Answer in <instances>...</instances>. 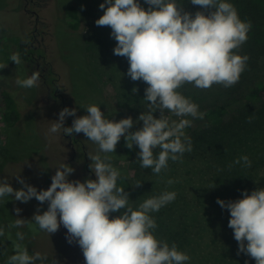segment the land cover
Masks as SVG:
<instances>
[{
    "label": "clouds",
    "instance_id": "obj_1",
    "mask_svg": "<svg viewBox=\"0 0 264 264\" xmlns=\"http://www.w3.org/2000/svg\"><path fill=\"white\" fill-rule=\"evenodd\" d=\"M104 0L99 5L103 15L95 21L97 26L111 28L110 36L116 41L113 54L125 57L129 68L126 75L131 81L147 84L144 100L147 110L134 121L132 117L118 122L105 117L99 105L89 104L87 114L76 115L75 108L65 107L59 112L49 131L64 135L83 133L87 140L98 146L95 154L88 153L89 168L95 179L70 181L74 169L61 164L51 177L46 190H37L21 176H16L20 189H14L8 178H0V200L11 197L27 203L33 198L46 211L37 208L32 220L40 231L55 234L61 225L67 230L66 240L76 243L82 250L85 264H185L190 257L178 251L173 243L158 240L157 228L150 215L158 212L176 198V192L165 191L159 196L145 199L137 209L130 205L125 188L118 187L120 171L109 161L107 154L115 153L121 137L126 147L139 148L137 160L144 169L160 174L167 169L168 161H181L185 152L192 151V141L186 134L193 120H202L206 115L199 106L182 95L180 89L186 83L199 89H209L214 84L230 88L239 82L246 70L249 57L236 52L248 39L251 22L240 19L233 4L227 0H190L201 11L193 15L184 9L178 0ZM25 44L28 40H23ZM10 60L21 64L19 53ZM39 71L25 78H17L16 84L25 89L39 87ZM132 91H137L133 88ZM159 110V118L154 113ZM170 113L180 119L170 120ZM66 117H75L70 127H64ZM186 117H191L188 119ZM143 122L136 131H130L134 123ZM251 122V118H249ZM159 149L154 155V150ZM101 153L105 155H101ZM251 167L247 156L235 161ZM174 181L169 180L168 184ZM142 183L135 186L140 187ZM243 198L216 203L230 213L228 227L233 230L238 242L237 255L253 258L256 264H264V188H257ZM121 215L110 218L111 213ZM21 209L16 208L19 215ZM24 219H16L10 228L22 227ZM5 233L0 229V236ZM17 241L24 235L16 233ZM15 254L6 264H45L46 255L37 252L30 255L20 242L14 243ZM52 264H57L56 260Z\"/></svg>",
    "mask_w": 264,
    "mask_h": 264
},
{
    "label": "rangeland",
    "instance_id": "obj_2",
    "mask_svg": "<svg viewBox=\"0 0 264 264\" xmlns=\"http://www.w3.org/2000/svg\"><path fill=\"white\" fill-rule=\"evenodd\" d=\"M26 0H0V41L6 35L27 36L34 29L35 16L24 11ZM104 0H41L35 1L34 5L26 8L37 13L39 22L35 26L38 31L49 30V34L39 47L41 57L38 59L40 65L50 70L55 81V86L61 88L63 106L59 103L48 101L47 83L43 84L40 78L39 87L25 89L16 84L17 78L29 77L34 69L32 66L21 63L18 68L16 64L0 68V86L9 90L17 103L18 109L23 116L20 125L16 129H6L0 120V178H8L14 189H20L16 176H21L28 184L35 186L37 190H46L51 185V177L55 174L56 168L61 164H68L74 169L68 179L84 181L88 178L95 179L89 165L91 160L88 153L95 154L98 146L87 140L83 133L71 135L69 140L63 132L51 133V125L58 121L61 108H75L77 116L87 114L85 108L89 104L99 105L106 118L119 121L120 119L132 117L137 121L138 116L147 110V102L144 100V82L135 83L126 75L129 68L125 57L113 54L116 41L111 38V28L97 26L95 21L103 15L99 5ZM141 5L146 6L143 0ZM42 5H41V4ZM38 4H40L38 6ZM68 5L78 9L79 26L71 31L64 23H61L63 10ZM63 25L64 30L58 26ZM68 32V33H67ZM68 34V36L65 35ZM53 34V35H52ZM37 39L39 35L36 36ZM38 57V54H36ZM42 77V76H41ZM52 88L53 85H48ZM136 88L137 91H132ZM213 100V102H211ZM227 102L224 96L209 99L207 102H194L202 107L212 106ZM167 114V113H166ZM159 110L154 116L159 118ZM170 120L180 118L167 114ZM75 118V117H74ZM187 118V117H186ZM189 118V117H188ZM72 122L69 124L71 126ZM143 125V122L134 123V127ZM34 130L32 132V130ZM72 148L74 149V155ZM159 149L154 150V155ZM101 155H105L101 153ZM111 157L109 161L120 173H128L132 178L133 187L129 192L131 207L135 210L145 199L159 196L165 191L176 192L178 203L173 204L174 210L169 211L168 206L162 207L158 212L150 215L155 219L157 228L154 236L162 240V228L167 226V221L174 225V219L179 217L180 197L183 192L182 176L189 169V165L182 166L181 162L175 167H167L160 174H154L151 169H144L137 160V155L132 160H117L113 153L107 154ZM198 158V157H196ZM195 159V158H194ZM199 160L192 163L198 166ZM20 163V164H19ZM170 172L175 178L170 179ZM194 182L196 177L190 175ZM172 180L174 183L168 184ZM142 183L136 187L137 183ZM47 202L40 205L35 198L27 203L15 201L11 197L0 200V229L5 233L0 236V264H6L11 255L15 254L14 243H22L30 255L39 252L46 255L48 260L45 264H85V258L78 244H69L66 240L67 230L61 225L55 234H47L40 231L32 220L37 208L40 213L46 211ZM21 209L19 215L15 209ZM120 212L111 215H121ZM24 219L22 227L10 228L16 219ZM24 235L23 241H17L16 233ZM188 238L192 237V230L187 233ZM205 245L199 250L197 246L190 243L183 245L181 252L187 254L190 259L185 264H209L208 260H199L200 256L209 251V239L205 237ZM193 251V252H192ZM202 252V253H201ZM198 254V255H197ZM249 262V261H248ZM250 264H255L254 260ZM36 264H40L37 261ZM211 264H214L211 263ZM237 264H243L238 261Z\"/></svg>",
    "mask_w": 264,
    "mask_h": 264
},
{
    "label": "trees",
    "instance_id": "obj_3",
    "mask_svg": "<svg viewBox=\"0 0 264 264\" xmlns=\"http://www.w3.org/2000/svg\"><path fill=\"white\" fill-rule=\"evenodd\" d=\"M227 2L234 5L242 21L252 24L246 43L236 50L240 55H247L249 60L239 82L230 88L214 84L209 89H199L186 83L178 89L192 102H207L221 96L227 102L202 107L200 112L206 114L204 118L193 120L192 126L185 130L191 138L192 151L185 152L181 161H168V167H175L179 162L182 166L191 163L184 173L187 176H182L181 181L183 191L187 187L190 189L184 191L179 199L181 205L175 208L179 209V217L174 219V225L168 220L167 226L162 228V240L169 246L175 243L178 251H182L183 245L190 241L201 250L207 237L209 251L199 260L209 259V264H237L239 260L243 264H250L253 258L237 255L238 242L234 239L233 230L228 227L230 213L216 201L217 198L235 201L243 198L244 190L250 195L257 188H264V0ZM178 3L193 15L202 10L192 5L190 0H178ZM142 7L147 9L148 5L142 4ZM64 13L67 25L77 29L80 22L78 9L68 5ZM25 39V36L6 35L0 41V68L15 64L10 60L15 53H19L21 63L28 61L23 42ZM140 82L143 81L135 83ZM23 116L11 92L0 86V120L4 127L16 129ZM142 126L130 131L139 130ZM139 151L135 145L128 149L124 137H121L113 154L117 160L130 161ZM242 156L249 158L251 167L243 166V162L235 163ZM194 160H199L198 166L192 163ZM190 175L197 178L195 182L188 177ZM173 178L170 172V179ZM117 185L129 193L133 187L132 178L126 172L121 173ZM175 189L176 186L171 191ZM172 203L177 204L178 198L168 206L169 211L174 210ZM0 215L3 219V215ZM115 216L111 215L110 218ZM189 230H192L191 238L187 235Z\"/></svg>",
    "mask_w": 264,
    "mask_h": 264
},
{
    "label": "flooded vegetation",
    "instance_id": "obj_4",
    "mask_svg": "<svg viewBox=\"0 0 264 264\" xmlns=\"http://www.w3.org/2000/svg\"><path fill=\"white\" fill-rule=\"evenodd\" d=\"M35 1L36 0H26V2H25V8H24V11L25 12H27V13L29 12L32 15L35 16L34 29H33V31L31 32L30 35L25 36L26 37V40L30 41L29 43L25 44V46H26L25 48L27 50V57H28V61H26V64L32 66V68L34 69V71H39L41 73V75H40V78H42L41 81L45 85L47 83V85H46L47 86L46 93H47L48 101L53 102L54 104L56 102H61V103H59V105L60 106H63L64 100L61 97V88H58V87L55 86L56 79L54 78L53 73L50 70L47 71L44 66L40 65L39 60H38L41 57V54L38 53L37 51H40L39 50V47H40V45H41V43H42V41L44 39V36H46V35L49 34V30L46 27H45V29H43L41 31H38L35 28V26L39 22L37 13L35 11H33V10H29L28 8H26L28 5H34L35 4ZM37 1H41V0H37ZM40 4H38V6ZM67 21L68 20L66 19L65 13H64V10H63V14H62V18H61V23H64L65 26L67 27L68 26L67 25ZM58 24L59 23H57L56 25L58 26ZM63 25L58 26V28H60V30H64V26ZM67 28L70 29L71 31L76 30V29H71L69 26ZM67 33H65L66 36H68ZM37 35H39V38L38 39L36 37ZM36 54H38V57H37ZM48 85H53V86L51 88ZM62 109H64V108L62 107L61 110ZM73 119H74V117H66L64 127H69V124L73 121ZM66 137L69 140L72 139L71 136L66 135ZM72 151H73V155H74L75 152H74V149L73 148H72Z\"/></svg>",
    "mask_w": 264,
    "mask_h": 264
}]
</instances>
